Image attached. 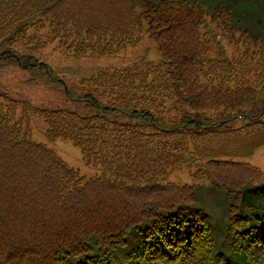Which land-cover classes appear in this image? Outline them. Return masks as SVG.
I'll list each match as a JSON object with an SVG mask.
<instances>
[{"label":"trees","instance_id":"16d2710c","mask_svg":"<svg viewBox=\"0 0 264 264\" xmlns=\"http://www.w3.org/2000/svg\"><path fill=\"white\" fill-rule=\"evenodd\" d=\"M144 23L162 64L81 78L92 114L0 93V264H264V172L239 160L264 145V0H0V41L23 49L0 57L50 74L49 44L114 57ZM31 116L103 175L35 141Z\"/></svg>","mask_w":264,"mask_h":264},{"label":"rangeland","instance_id":"374dc122","mask_svg":"<svg viewBox=\"0 0 264 264\" xmlns=\"http://www.w3.org/2000/svg\"><path fill=\"white\" fill-rule=\"evenodd\" d=\"M140 33L142 39L135 48H130L114 57L71 59L58 50L56 42L51 43L35 53L38 60L45 61L51 69L50 74L44 67H23L11 58L0 57V93H5L12 99L26 101L37 107L60 108L81 115L92 114L95 108L81 98L84 93L78 83L81 78L90 76L104 68L122 67L140 59L162 64L158 39L150 36L145 23L140 28ZM224 38L223 41H227V50L229 51L232 47L229 41L234 42L237 36L229 34L227 38ZM6 49L19 55L23 53L21 45L7 47L0 41V53ZM209 52L215 55V51L209 50ZM56 76L59 78L58 81L54 79ZM229 124L240 127L243 123L239 119H232ZM31 129L32 138L35 141L45 143L55 150L69 166L77 169L85 179L103 175L100 166L85 163L81 150L71 141L62 139L49 141L45 135L47 124L41 118L31 116ZM239 160L258 167L264 172V145L256 149L251 156L239 158ZM166 180L180 183L190 181L188 174L184 171L171 173Z\"/></svg>","mask_w":264,"mask_h":264}]
</instances>
